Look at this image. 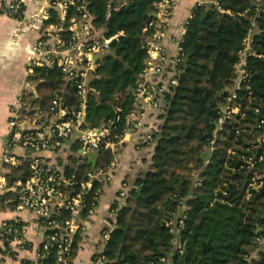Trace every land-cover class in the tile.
Returning <instances> with one entry per match:
<instances>
[{
    "label": "trees",
    "instance_id": "obj_1",
    "mask_svg": "<svg viewBox=\"0 0 264 264\" xmlns=\"http://www.w3.org/2000/svg\"><path fill=\"white\" fill-rule=\"evenodd\" d=\"M90 1L95 21L106 25L108 35L124 32L112 43L111 52L103 56L91 80L96 93L89 96L87 122L99 127L114 116L115 103L132 107V88L147 55L142 31L157 0H132L108 20L106 0ZM215 1L213 5L196 6L189 19L182 42L185 60L180 83L165 112L158 115V145L149 169L129 185L125 204L116 210V227L105 251L109 264H157L162 257L173 264H264V188L247 200L245 175L224 164L227 149H240L249 137L243 134L237 140L219 139L209 161L201 158L213 138L217 106L233 85L234 65L243 40L252 34L255 48L264 52V12L256 0ZM218 5L230 12H222ZM247 63L249 84L264 112V59L250 57ZM34 76L41 79L37 88L43 107L49 105L55 91L63 89L69 104L78 106L76 88L60 69L37 67ZM123 129L124 123L119 133ZM113 158L110 150L100 151L97 168L107 169ZM76 161L66 166V174L74 175L75 181V185L65 187L67 192L78 191L93 167L88 159L80 164ZM27 165L26 161L20 167L7 164L8 181L26 179ZM195 178L201 184L194 185ZM5 197L13 199L6 206L15 208L16 195L9 192ZM179 198H185L189 207L180 231L186 241L182 255L176 253L175 233L166 225V219L181 203ZM79 239L77 234L73 256ZM46 262H54V250Z\"/></svg>",
    "mask_w": 264,
    "mask_h": 264
},
{
    "label": "built area",
    "instance_id": "obj_2",
    "mask_svg": "<svg viewBox=\"0 0 264 264\" xmlns=\"http://www.w3.org/2000/svg\"><path fill=\"white\" fill-rule=\"evenodd\" d=\"M132 0H106L105 19L120 11ZM177 0H157L153 3L150 18L143 27V43L146 49L143 70L132 90L133 102L130 109L120 103L114 105V116L99 127L87 122L89 96L96 93L91 80L102 64L105 54L111 52L112 43L118 40L123 31L108 35L106 25H99L90 8V0H47L46 7L33 17V26L40 30L39 37L31 46L28 69L57 68L65 80L72 82L78 96V106L72 107L64 98L65 90L55 91L49 105L34 106L23 94H19L10 107V135L5 151L0 159V209L13 199L5 197L9 192L16 195V209L29 210L37 217L41 232V244L36 253V264H72L73 248L85 216L95 214L102 195V187L112 181L116 162L107 169L97 168V163L88 172V179L80 184L78 191L67 192L65 187L75 185L74 175H67L66 168L42 153L58 152L66 145L77 144L76 164H80L85 154L110 150L116 152L118 140L125 134L144 130L140 134L143 143L151 146L157 142L158 126L149 119L165 112L170 96L180 83L183 72L185 52L182 45L189 20L182 24L178 34H170L169 23ZM215 0H198L202 6ZM258 8L264 12V0H256ZM222 12H230L218 5ZM26 13L25 0H0V17L3 15L22 19ZM171 35V36H170ZM174 50L169 51L165 41L169 38ZM250 57L264 59L252 40V34L243 40L234 65L233 85L217 106L213 138L207 147L209 161L212 153L219 147L218 140L230 137L237 140L245 134L249 137L240 149H227L225 167L245 175L244 197L249 200L264 188V112L260 101L254 96L249 84L250 72L247 61ZM124 123L122 133H119ZM29 151L27 162L28 176L9 182L4 166H20L13 153L15 147ZM97 162V161H96ZM201 184L195 178L194 185ZM227 185V183H225ZM224 194H227L223 190ZM128 197V184H123L114 206L111 220L101 231V241L97 252L88 264H109L105 251L111 233L116 227V210L122 207ZM14 199V200H15ZM178 199V196H177ZM181 200V198H179ZM185 198L166 219V225L175 233V251L182 255L186 241L180 236L185 227L189 207ZM67 212L68 216H64ZM0 241L6 253L16 257L29 249L26 229L18 221L0 223ZM54 262H46L53 254ZM26 264V262H25ZM157 264H173L171 259L162 257Z\"/></svg>",
    "mask_w": 264,
    "mask_h": 264
},
{
    "label": "crops",
    "instance_id": "obj_3",
    "mask_svg": "<svg viewBox=\"0 0 264 264\" xmlns=\"http://www.w3.org/2000/svg\"><path fill=\"white\" fill-rule=\"evenodd\" d=\"M46 1L25 0L26 13L20 20L6 15L0 17V159L10 135V107L13 100L19 94H23L34 106L41 104L42 96L37 88L41 79L35 78L34 73L29 71L28 61L31 56V46L40 35V30L32 24L33 17L46 7ZM197 2L198 0H177L169 23L171 35L178 34L182 24L192 17ZM170 36L165 44L172 52L174 44L171 42ZM159 120V118H153L149 119L148 122H154L158 126ZM143 131L127 133L123 140L117 141L116 152L113 153L114 158L112 160V162L117 163L113 179L103 185L101 199L95 214L84 216L81 220V228L78 232L80 237L78 251L73 256L72 264H88L90 262L97 252V245L101 241V231L107 225V221L111 220V209L123 184L126 183L129 187L135 183L140 172L149 169L154 153L150 147L153 144L148 146L141 141L140 134ZM77 147V144H71L66 145L58 152L45 151L42 154L66 168L67 165L74 164L76 151L77 154L80 152ZM206 152L207 148L204 156L208 160ZM13 153L23 165L24 158L29 151L17 146ZM207 160L204 161L207 162ZM5 167L6 165L4 166L6 173ZM191 174L196 176L194 172ZM5 206L6 204H2L0 209V223L18 221L20 226L25 227L29 249L20 252L16 257H12L6 253L3 243L0 241V264H25V262L26 264H36V253L42 237L36 215L29 210H17Z\"/></svg>",
    "mask_w": 264,
    "mask_h": 264
},
{
    "label": "water",
    "instance_id": "obj_4",
    "mask_svg": "<svg viewBox=\"0 0 264 264\" xmlns=\"http://www.w3.org/2000/svg\"><path fill=\"white\" fill-rule=\"evenodd\" d=\"M132 2H134V1H132ZM213 4H214L213 2H209V3H208V5H213ZM214 102H216V100H214ZM157 145H158V143H154V144L150 147V150H151L152 152H155L156 149H157ZM85 157H86V158H89V162L92 164L93 167H95V165H96V153H95V152L87 153V154H85ZM201 158H202L203 160H207V157L204 156V153L201 154ZM164 224H165V222H164Z\"/></svg>",
    "mask_w": 264,
    "mask_h": 264
},
{
    "label": "rangeland",
    "instance_id": "obj_5",
    "mask_svg": "<svg viewBox=\"0 0 264 264\" xmlns=\"http://www.w3.org/2000/svg\"><path fill=\"white\" fill-rule=\"evenodd\" d=\"M135 87L132 88V90L134 89ZM36 105V104H35Z\"/></svg>",
    "mask_w": 264,
    "mask_h": 264
}]
</instances>
